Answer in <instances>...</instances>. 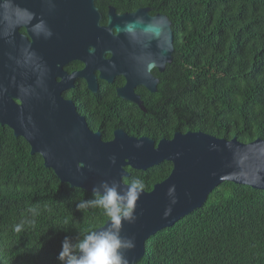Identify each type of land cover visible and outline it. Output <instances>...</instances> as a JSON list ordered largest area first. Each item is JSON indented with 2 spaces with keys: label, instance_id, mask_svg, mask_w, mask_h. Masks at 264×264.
<instances>
[{
  "label": "trees",
  "instance_id": "obj_1",
  "mask_svg": "<svg viewBox=\"0 0 264 264\" xmlns=\"http://www.w3.org/2000/svg\"><path fill=\"white\" fill-rule=\"evenodd\" d=\"M104 13L140 6L168 16L173 33L168 63L172 96L165 103L174 127L241 142L264 138V0H95ZM171 129H169L170 132ZM125 182L139 177L145 190L169 174L172 163L125 167ZM93 192L62 181L30 152L21 135L0 123V262L61 264L67 236L73 243L108 218L76 204ZM36 206L35 225H13ZM134 264H264V189L223 181L199 207L150 235Z\"/></svg>",
  "mask_w": 264,
  "mask_h": 264
},
{
  "label": "flooded vegetation",
  "instance_id": "obj_2",
  "mask_svg": "<svg viewBox=\"0 0 264 264\" xmlns=\"http://www.w3.org/2000/svg\"><path fill=\"white\" fill-rule=\"evenodd\" d=\"M81 13L70 0H0V72L21 118L54 120L67 132L72 117V132H99L102 141L125 132L157 143L182 132L174 127L181 120L165 108L175 87L172 60L149 69L163 58L154 55L147 33H120L109 49L100 37L90 41ZM19 84L33 88L17 91Z\"/></svg>",
  "mask_w": 264,
  "mask_h": 264
},
{
  "label": "water",
  "instance_id": "obj_3",
  "mask_svg": "<svg viewBox=\"0 0 264 264\" xmlns=\"http://www.w3.org/2000/svg\"><path fill=\"white\" fill-rule=\"evenodd\" d=\"M70 1L75 10H84L83 17H75L84 24L90 41L100 37L109 49L120 33H147L154 55L163 58L158 64L150 62L149 69L155 65L162 69L172 60L173 33L167 15L148 14V7L119 14L110 5L107 22L102 25L95 0ZM4 81L5 75L0 72V123L8 125L15 135L23 136L30 152L40 153L44 165L72 186L92 191L102 181H115L124 187L123 178L130 174L126 166L144 170L164 160L172 163L167 177L150 190L143 189L135 201V221L122 222L121 236L135 242L134 248L122 250L129 264L142 258L150 235L201 206L219 183L229 180L264 189V138L245 143L235 137L219 138L188 130L176 131L171 138L157 143L147 136L133 137L125 132H115L112 140L102 141L99 132H72L76 128L72 117L67 132L53 125L54 120H37L36 116L22 119V109L12 102ZM20 88L33 87L19 84L14 89ZM108 223L106 220L97 228Z\"/></svg>",
  "mask_w": 264,
  "mask_h": 264
},
{
  "label": "clouds",
  "instance_id": "obj_4",
  "mask_svg": "<svg viewBox=\"0 0 264 264\" xmlns=\"http://www.w3.org/2000/svg\"><path fill=\"white\" fill-rule=\"evenodd\" d=\"M144 187V181L139 177L126 182L124 187L115 181H102L94 186L93 198L79 201L76 207L81 211L100 209L109 223L80 234L75 243L66 236L58 255L61 264H129L122 250L134 248L135 242L132 238L121 236L120 230L122 222L135 221V201ZM38 215L39 209L30 206L26 209L24 218L13 225V231L21 233L26 225H35Z\"/></svg>",
  "mask_w": 264,
  "mask_h": 264
},
{
  "label": "bare ground",
  "instance_id": "obj_5",
  "mask_svg": "<svg viewBox=\"0 0 264 264\" xmlns=\"http://www.w3.org/2000/svg\"><path fill=\"white\" fill-rule=\"evenodd\" d=\"M145 251V250H144Z\"/></svg>",
  "mask_w": 264,
  "mask_h": 264
}]
</instances>
